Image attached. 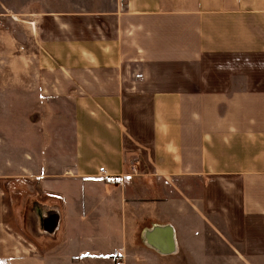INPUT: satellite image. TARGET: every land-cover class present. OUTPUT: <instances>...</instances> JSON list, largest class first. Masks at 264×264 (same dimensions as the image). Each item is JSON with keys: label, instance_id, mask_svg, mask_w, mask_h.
<instances>
[{"label": "crops", "instance_id": "obj_1", "mask_svg": "<svg viewBox=\"0 0 264 264\" xmlns=\"http://www.w3.org/2000/svg\"><path fill=\"white\" fill-rule=\"evenodd\" d=\"M38 2L11 16L0 0V41L39 50L35 90L64 112L47 121L62 163L39 177L77 233L29 244L0 194V264H125L128 242L155 252L143 232L167 224L176 247L210 229L264 264V0Z\"/></svg>", "mask_w": 264, "mask_h": 264}, {"label": "rangeland", "instance_id": "obj_2", "mask_svg": "<svg viewBox=\"0 0 264 264\" xmlns=\"http://www.w3.org/2000/svg\"><path fill=\"white\" fill-rule=\"evenodd\" d=\"M1 1L11 16L21 2ZM46 1L39 0L38 3L43 2L44 8H54L59 2L50 0L51 3L47 5ZM5 26L13 30L12 26ZM7 37L5 43L1 44L0 41V179L5 181L0 185V194L6 204L7 215H17L15 222L29 244H44L49 248L56 244V247H64L69 234L76 236L78 221L63 220L60 215L64 212L63 198L59 193L43 192L39 177L46 174V170L62 163L61 155H48L54 150H49L52 148V134L47 131V121L56 117L61 122L64 112L61 106L42 100L35 90V55L39 54V50L30 41L22 49L20 46L13 48V41ZM55 142L60 144L61 140ZM49 211L59 213L57 228L59 232L64 231L63 236L46 229L45 223L50 221L46 220ZM128 243L130 253L126 255L125 264H244L234 257L233 251L221 236L210 229L200 231L198 242H191L190 237L178 236L177 252L169 257L145 251L141 247V237H135ZM117 257H95L90 263L115 264ZM86 259L89 257L86 256Z\"/></svg>", "mask_w": 264, "mask_h": 264}, {"label": "water", "instance_id": "obj_3", "mask_svg": "<svg viewBox=\"0 0 264 264\" xmlns=\"http://www.w3.org/2000/svg\"><path fill=\"white\" fill-rule=\"evenodd\" d=\"M46 229L52 231L49 227H46ZM143 240L149 248L162 256H170L177 251L174 229L168 224L155 225L145 230Z\"/></svg>", "mask_w": 264, "mask_h": 264}, {"label": "built area", "instance_id": "obj_4", "mask_svg": "<svg viewBox=\"0 0 264 264\" xmlns=\"http://www.w3.org/2000/svg\"><path fill=\"white\" fill-rule=\"evenodd\" d=\"M115 264H124L123 259L121 258L119 261H117Z\"/></svg>", "mask_w": 264, "mask_h": 264}]
</instances>
